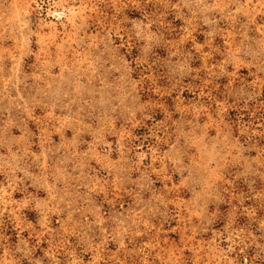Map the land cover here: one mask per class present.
I'll list each match as a JSON object with an SVG mask.
<instances>
[{"label":"rangeland","instance_id":"1","mask_svg":"<svg viewBox=\"0 0 264 264\" xmlns=\"http://www.w3.org/2000/svg\"><path fill=\"white\" fill-rule=\"evenodd\" d=\"M0 264H264V0H0Z\"/></svg>","mask_w":264,"mask_h":264}]
</instances>
